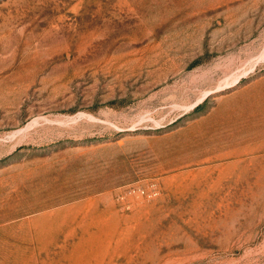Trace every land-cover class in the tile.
<instances>
[{
    "label": "rangeland",
    "instance_id": "rangeland-1",
    "mask_svg": "<svg viewBox=\"0 0 264 264\" xmlns=\"http://www.w3.org/2000/svg\"><path fill=\"white\" fill-rule=\"evenodd\" d=\"M0 264H264V0H0Z\"/></svg>",
    "mask_w": 264,
    "mask_h": 264
},
{
    "label": "built area",
    "instance_id": "built-area-1",
    "mask_svg": "<svg viewBox=\"0 0 264 264\" xmlns=\"http://www.w3.org/2000/svg\"><path fill=\"white\" fill-rule=\"evenodd\" d=\"M140 190H142V189H140Z\"/></svg>",
    "mask_w": 264,
    "mask_h": 264
}]
</instances>
